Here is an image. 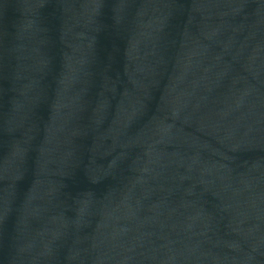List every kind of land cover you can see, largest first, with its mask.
<instances>
[{
	"label": "water",
	"instance_id": "1",
	"mask_svg": "<svg viewBox=\"0 0 264 264\" xmlns=\"http://www.w3.org/2000/svg\"><path fill=\"white\" fill-rule=\"evenodd\" d=\"M0 264H264V0H0Z\"/></svg>",
	"mask_w": 264,
	"mask_h": 264
}]
</instances>
